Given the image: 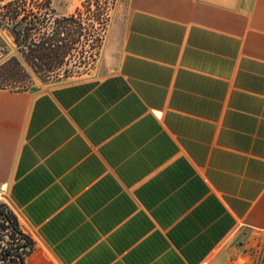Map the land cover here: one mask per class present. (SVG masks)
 <instances>
[{
  "label": "crops",
  "instance_id": "obj_1",
  "mask_svg": "<svg viewBox=\"0 0 264 264\" xmlns=\"http://www.w3.org/2000/svg\"><path fill=\"white\" fill-rule=\"evenodd\" d=\"M107 53L103 77L0 88L25 264H205L264 231V0H125Z\"/></svg>",
  "mask_w": 264,
  "mask_h": 264
},
{
  "label": "rangeland",
  "instance_id": "obj_2",
  "mask_svg": "<svg viewBox=\"0 0 264 264\" xmlns=\"http://www.w3.org/2000/svg\"><path fill=\"white\" fill-rule=\"evenodd\" d=\"M1 1V0H0ZM5 1V0H4ZM57 12L62 16L75 13L80 9L83 14L80 35L72 43L67 53L55 60H48L38 64L27 63L18 55L17 47L11 37L0 32V66L11 57L18 55L25 76L17 72L9 74L10 80L6 84L23 87L34 94L46 91L65 83L93 80L109 73L113 59L107 53L108 39L111 26L118 9L125 0H52ZM23 79V81H22ZM6 198V197H5ZM11 210L7 200L0 198V209ZM19 230L29 236L32 243L26 252L28 257L38 250L32 231L18 216ZM0 223L7 227L1 231L5 243H12L13 231L2 219ZM16 242H27L19 239ZM264 261V231L240 228L234 232L208 259L205 264H261Z\"/></svg>",
  "mask_w": 264,
  "mask_h": 264
},
{
  "label": "trees",
  "instance_id": "obj_3",
  "mask_svg": "<svg viewBox=\"0 0 264 264\" xmlns=\"http://www.w3.org/2000/svg\"><path fill=\"white\" fill-rule=\"evenodd\" d=\"M88 3L86 7L90 8L92 2L88 0ZM82 19L80 9L71 15H60L52 0L0 1V32L11 37L19 56L35 65L64 56L80 35ZM18 55L0 66L1 89L25 91L23 87L6 84L11 81L9 74L17 72L19 76H25ZM1 219L13 231V242L2 246L5 240L0 233V264H25L28 256L26 249L32 243L31 238L19 230L18 218L11 210L0 209V221ZM6 227L0 223V232ZM19 239L27 242H16Z\"/></svg>",
  "mask_w": 264,
  "mask_h": 264
}]
</instances>
